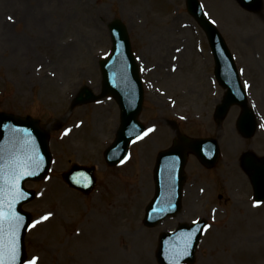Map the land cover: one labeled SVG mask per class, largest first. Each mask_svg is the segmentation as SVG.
Masks as SVG:
<instances>
[{
    "label": "rangeland",
    "instance_id": "1",
    "mask_svg": "<svg viewBox=\"0 0 264 264\" xmlns=\"http://www.w3.org/2000/svg\"><path fill=\"white\" fill-rule=\"evenodd\" d=\"M201 2L242 80L264 93V0L257 11L236 0ZM114 17L125 24L140 68L139 119L147 134L130 146L123 163L108 166L103 151L118 126L116 103L105 96L72 109L70 104L82 90L100 93L99 61L110 50L107 25ZM212 67L205 35L185 0H0V111L38 118L50 133L48 176L24 184L36 194L21 209L30 213V225L40 221L26 232V260L105 264L97 250L108 247L110 264H159L160 237L179 223L205 218L209 227L192 264H264V205L252 209L248 193H237L238 178L249 190L237 164L247 140L235 128L237 107L219 124L212 118L222 96ZM174 127L216 138L221 161L206 173L190 155L181 211L147 227L142 218L154 191L155 157L171 144ZM73 163L94 166L97 185L90 195L63 182L61 172Z\"/></svg>",
    "mask_w": 264,
    "mask_h": 264
},
{
    "label": "water",
    "instance_id": "2",
    "mask_svg": "<svg viewBox=\"0 0 264 264\" xmlns=\"http://www.w3.org/2000/svg\"><path fill=\"white\" fill-rule=\"evenodd\" d=\"M243 6L256 9L259 0H238ZM188 11L195 17L208 36V40L215 59V75L218 81L226 87L224 104L218 108L217 116L221 117L230 104L238 103L243 106L241 124L249 128L251 121L250 112L246 109L242 90L238 85V79L232 66L229 52L219 32L208 23L200 10L197 0H186ZM112 48L110 55L100 61L102 72V93L111 94L120 109L119 126L116 131L113 143L104 151V158L110 165L117 164L127 153L132 140L137 138L143 131V126L138 122L137 115L141 109L142 87L139 80L137 66L133 59L128 34L125 26L119 19H114L109 25ZM238 86V89H237ZM240 93V97H238ZM95 99L89 93L87 97L80 95L74 103H83ZM38 121L29 116L20 117L9 113L0 112V155L3 156V163L8 164L15 159L21 162L27 171L34 173L25 176L19 181V188L23 198L17 200L13 211L19 217L20 227L16 230V246L18 259L16 264H22L25 259L24 234L28 226L30 215L20 209L21 205L30 201L34 192L25 189V180H39L45 177L50 164V153L48 150V134L37 125ZM240 125V121H239ZM178 143L160 152L157 156L154 167L155 195L148 203L144 223L153 226L164 217L176 213L180 208V183L183 178V166L186 160L187 150L195 152L201 161H204L203 149H207L205 139H189L180 136ZM203 148V149H202ZM214 161V156L211 164ZM38 165V166H37ZM264 170V168H262ZM257 174L259 172L256 171ZM10 172L0 175V187L7 191L6 179ZM65 183L73 189L86 194L95 186L93 167H85L74 164L71 168L62 173ZM11 195L7 196L10 199ZM199 224L187 226L179 224L174 234H163L159 240L156 252L160 264H178L180 262H191L194 258V251L199 240L204 221ZM191 239H187L189 234ZM187 241V254L181 255L178 262L173 257L177 250L182 249Z\"/></svg>",
    "mask_w": 264,
    "mask_h": 264
},
{
    "label": "snow or ice",
    "instance_id": "3",
    "mask_svg": "<svg viewBox=\"0 0 264 264\" xmlns=\"http://www.w3.org/2000/svg\"><path fill=\"white\" fill-rule=\"evenodd\" d=\"M11 19V17H9ZM214 23V21H213ZM179 51V49H177ZM264 127V125H262ZM153 129H148V132H151ZM68 131V130H66ZM147 133H145L146 135ZM3 156L0 155V175L5 172V168L8 169L10 175L6 179L5 183L7 186V191L4 187H0V264H16L18 259V249L16 246V230L20 227V220L17 214L14 213L13 208L17 200L23 198V193L19 188V181L29 175L34 173L27 171L25 166L15 159L9 161L6 165L3 161ZM124 162L123 159L120 161ZM38 166V165H37ZM11 195L10 199H7V196ZM260 201H254L253 206H258ZM52 213L49 212L45 216L41 217V220L48 219ZM40 221H34L29 227H34L35 224H38ZM196 221H193V224H196ZM209 225H203L198 231H203L208 228ZM192 234L190 233L187 239H191ZM187 241L185 242L182 249L176 251L173 259L178 262V258L181 255L187 254ZM37 257H32L30 260L23 261V264H36Z\"/></svg>",
    "mask_w": 264,
    "mask_h": 264
},
{
    "label": "flooded vegetation",
    "instance_id": "4",
    "mask_svg": "<svg viewBox=\"0 0 264 264\" xmlns=\"http://www.w3.org/2000/svg\"><path fill=\"white\" fill-rule=\"evenodd\" d=\"M262 85L264 88V83ZM257 91H258V89L255 92H253V98L251 97L250 101H251V104L253 105L255 110H258L257 106L261 107V109L263 111V119H264V99H262V98H264V93H262V92L257 93ZM263 137H264V127H263L262 131L256 130L254 136L251 138V141L249 143L247 140L246 148L249 146H252V148H253V145H255V151L256 152L264 153V146L262 143ZM257 148H259L260 151H258ZM248 149L252 150L251 148H248ZM252 151L254 153H256L254 150H252ZM187 193H188V190H187Z\"/></svg>",
    "mask_w": 264,
    "mask_h": 264
},
{
    "label": "bare ground",
    "instance_id": "5",
    "mask_svg": "<svg viewBox=\"0 0 264 264\" xmlns=\"http://www.w3.org/2000/svg\"><path fill=\"white\" fill-rule=\"evenodd\" d=\"M99 66H100V64H99ZM101 250V251H100ZM98 249L97 251H99V252H97V255L98 256H102V255H104V257H105V261H104V263L105 264H110V260H109V256L108 255H106V254H109V248L108 247H105V248H102V249ZM95 253V252H94Z\"/></svg>",
    "mask_w": 264,
    "mask_h": 264
}]
</instances>
